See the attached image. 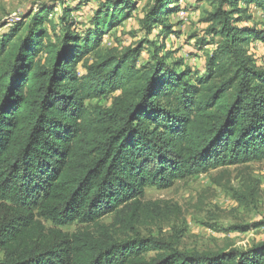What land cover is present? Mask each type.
Here are the masks:
<instances>
[{
	"label": "trees",
	"instance_id": "16d2710c",
	"mask_svg": "<svg viewBox=\"0 0 264 264\" xmlns=\"http://www.w3.org/2000/svg\"><path fill=\"white\" fill-rule=\"evenodd\" d=\"M133 1L108 0L84 32L72 9L58 26L45 7L0 37V264H264V241L187 253L120 240L99 224L114 215L111 226L133 232L150 212L148 187L264 160V66L249 53L264 43V19L238 25L253 19V7L264 16V0H217L205 20L217 48L194 79L168 63L169 50L161 54L179 0H155L141 20L147 36L161 27V44L102 49L132 17ZM146 47L153 62L139 67ZM115 93L110 108L90 104ZM75 222L97 227L63 229Z\"/></svg>",
	"mask_w": 264,
	"mask_h": 264
},
{
	"label": "rangeland",
	"instance_id": "374dc122",
	"mask_svg": "<svg viewBox=\"0 0 264 264\" xmlns=\"http://www.w3.org/2000/svg\"><path fill=\"white\" fill-rule=\"evenodd\" d=\"M114 1L118 5L120 0ZM107 2L0 0V37L10 32L25 15L45 7L53 9L49 18L58 26L63 8L72 9L74 28L84 32L91 27L94 13ZM79 4L80 9H75ZM133 5L132 17L105 36L102 44L104 51L113 49L121 55L143 38L158 39L161 27H156L147 36L141 25V20L155 5V0H134ZM179 5V11L169 19L175 33L165 40L161 54L169 50L168 63L194 79L205 72L206 58L217 48L219 38L213 40V36L206 32L210 23L205 21L208 13L216 7L217 0H179ZM251 14L252 20L241 21L238 25L263 24L264 16L258 8L253 7ZM56 32L52 31V34L62 35V27ZM202 39L209 43H199ZM158 40L161 44L160 38ZM152 50V47H146L138 57L139 67L153 62ZM249 53L258 65L264 66V45L260 41L251 44ZM79 68L83 69L82 63ZM117 94L96 98L90 104L110 108ZM143 202L149 205L150 212L135 224L133 232H130L131 229L124 230L120 225L111 226L114 215L101 219L99 224L108 226V230L120 240L144 237L187 253L247 249L264 241V160L221 167L188 180H178L169 188L148 187ZM96 227L75 222L63 229L78 232ZM156 252L152 251L150 255ZM3 258L4 253L0 252V260Z\"/></svg>",
	"mask_w": 264,
	"mask_h": 264
},
{
	"label": "crops",
	"instance_id": "0c3cea01",
	"mask_svg": "<svg viewBox=\"0 0 264 264\" xmlns=\"http://www.w3.org/2000/svg\"><path fill=\"white\" fill-rule=\"evenodd\" d=\"M263 45H264V43L263 42H261Z\"/></svg>",
	"mask_w": 264,
	"mask_h": 264
},
{
	"label": "built area",
	"instance_id": "2783aa9c",
	"mask_svg": "<svg viewBox=\"0 0 264 264\" xmlns=\"http://www.w3.org/2000/svg\"><path fill=\"white\" fill-rule=\"evenodd\" d=\"M182 14H183V12H182ZM259 42V41H258Z\"/></svg>",
	"mask_w": 264,
	"mask_h": 264
}]
</instances>
